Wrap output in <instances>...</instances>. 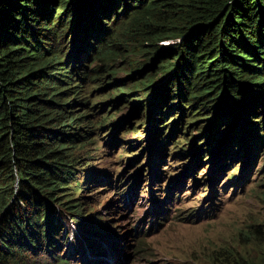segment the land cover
Listing matches in <instances>:
<instances>
[{"label":"trees","instance_id":"obj_1","mask_svg":"<svg viewBox=\"0 0 264 264\" xmlns=\"http://www.w3.org/2000/svg\"><path fill=\"white\" fill-rule=\"evenodd\" d=\"M168 40L176 41L161 46ZM117 57L127 58L126 67L113 66ZM87 59L101 62L90 70L93 79L113 80L114 96L138 94L134 103L145 102L149 142L154 121L177 111L180 121L188 105L197 108L189 125L211 126L209 137L205 131L200 136L209 138L210 154L216 148L229 156L226 167L239 157L232 156L234 146L246 148L254 138L257 152L264 144L258 136L260 120L264 131V0H0V264L41 249L66 264L55 251L67 242L69 225H77L81 237L87 225L95 228L84 249L89 256L108 248L104 236L92 237L105 232L101 214L71 200L83 188L74 174L75 149L90 142L96 127L85 124L87 98L73 83L91 77L80 71ZM121 72L129 73V83L115 81ZM101 96L97 103L104 106L111 94ZM78 104L85 111L74 112ZM202 111L209 113L199 117ZM112 121L106 113L97 123ZM175 131L176 124L165 140ZM174 146L178 156L190 150ZM187 218L199 219V212ZM138 238L136 253L144 235ZM232 263L264 264V254L258 262Z\"/></svg>","mask_w":264,"mask_h":264},{"label":"rangeland","instance_id":"obj_2","mask_svg":"<svg viewBox=\"0 0 264 264\" xmlns=\"http://www.w3.org/2000/svg\"><path fill=\"white\" fill-rule=\"evenodd\" d=\"M175 41L161 42V46ZM36 56L37 59L42 57ZM126 59L117 57L113 66L126 67ZM100 63L85 60L80 71L91 77L85 81L79 77L73 80L81 86L87 98L89 122L85 124H95L96 127L89 134L90 142L84 148L75 149L74 156L78 162L74 174L76 183H81L83 188L80 195L74 191L71 200H80L82 207L88 203L86 207L101 214L100 223L105 232L97 231L95 236L92 233V237L104 236L108 248L89 256L84 249L86 244L89 245V232L95 228L92 229L93 225L83 226L87 234L81 237L76 233L80 228L69 225L67 242L61 243L55 253L62 254L66 264H233L232 258H253L258 262L264 254V237H259L258 231L264 226V144L257 152L253 149L259 142L254 138L246 148L234 146L232 156L238 154L239 157L226 167L229 156H221L216 148L213 151L216 153L210 154L209 149L213 147L207 144V140L212 133L211 126L205 125V121L200 126L189 125L197 108L189 109L188 105L180 121V111L167 119L154 121L150 133L153 142H149L148 126L143 124L145 102L140 101V105L134 103L132 99L138 94L121 97L119 93L114 96L111 92L115 87L113 80L108 79L106 83L93 79L90 70ZM128 76L129 73L121 72L115 81L126 80L129 83L131 79H127ZM106 93L111 94L110 99L103 101L104 106L99 105L97 101L104 100L101 95ZM85 109L78 104L73 110L82 112ZM106 113L111 114L113 121L99 127L97 122ZM205 113L209 111H202L199 117H204ZM260 115H253L251 119L257 120ZM260 123L258 136L262 137V120ZM174 124L176 131L167 141L165 137ZM135 127L138 129H132ZM158 127L162 130L160 135ZM204 131L208 137L200 136ZM183 137L189 139L183 140ZM163 140L165 147L159 149ZM234 141L237 144V140ZM176 142L185 145L180 146L184 152L190 149L188 153L176 155ZM198 157L199 162H195ZM232 173L233 177L227 180ZM232 178H235L234 182H231ZM193 181L198 183L197 187ZM167 195L168 202H163ZM51 204L56 206L54 202ZM166 208H169L168 218L162 220ZM197 211L199 219L187 218L191 212L196 214ZM135 228L141 232L132 236ZM138 234L144 238L140 252L136 253ZM6 264L62 262L41 249L10 259Z\"/></svg>","mask_w":264,"mask_h":264},{"label":"bare ground","instance_id":"obj_3","mask_svg":"<svg viewBox=\"0 0 264 264\" xmlns=\"http://www.w3.org/2000/svg\"><path fill=\"white\" fill-rule=\"evenodd\" d=\"M191 176L193 177V174H191ZM190 178H191V177H190ZM193 185H194L195 187H197L198 183H196V182L193 181ZM105 243H106V242H105Z\"/></svg>","mask_w":264,"mask_h":264},{"label":"clouds","instance_id":"obj_4","mask_svg":"<svg viewBox=\"0 0 264 264\" xmlns=\"http://www.w3.org/2000/svg\"><path fill=\"white\" fill-rule=\"evenodd\" d=\"M208 164V163H207Z\"/></svg>","mask_w":264,"mask_h":264}]
</instances>
